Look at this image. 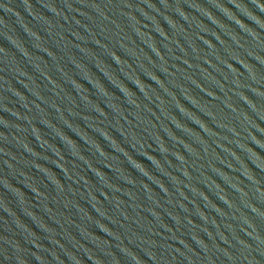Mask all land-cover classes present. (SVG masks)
Masks as SVG:
<instances>
[{
  "label": "water",
  "instance_id": "1",
  "mask_svg": "<svg viewBox=\"0 0 264 264\" xmlns=\"http://www.w3.org/2000/svg\"><path fill=\"white\" fill-rule=\"evenodd\" d=\"M0 264H264V0H0Z\"/></svg>",
  "mask_w": 264,
  "mask_h": 264
}]
</instances>
